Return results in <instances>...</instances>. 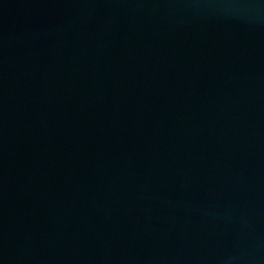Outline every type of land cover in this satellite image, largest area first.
I'll return each mask as SVG.
<instances>
[{
    "label": "water",
    "instance_id": "water-1",
    "mask_svg": "<svg viewBox=\"0 0 264 264\" xmlns=\"http://www.w3.org/2000/svg\"><path fill=\"white\" fill-rule=\"evenodd\" d=\"M0 264H264V0H0Z\"/></svg>",
    "mask_w": 264,
    "mask_h": 264
}]
</instances>
